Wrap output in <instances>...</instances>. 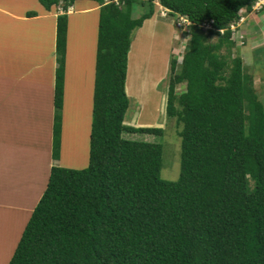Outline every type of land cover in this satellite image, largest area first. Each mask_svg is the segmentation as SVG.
Segmentation results:
<instances>
[{"label": "trees", "instance_id": "16d2710c", "mask_svg": "<svg viewBox=\"0 0 264 264\" xmlns=\"http://www.w3.org/2000/svg\"><path fill=\"white\" fill-rule=\"evenodd\" d=\"M75 1L38 0L47 11L60 10L56 108L63 104L68 9ZM156 2L190 21L182 58L170 55L168 66L166 116L182 126L176 180L160 175L161 143L123 135L163 132L124 123L133 32ZM256 2L91 0L99 7L88 166L50 167L7 264H264V98L245 88L252 80L231 29ZM60 129L57 114L53 159Z\"/></svg>", "mask_w": 264, "mask_h": 264}, {"label": "rangeland", "instance_id": "374dc122", "mask_svg": "<svg viewBox=\"0 0 264 264\" xmlns=\"http://www.w3.org/2000/svg\"><path fill=\"white\" fill-rule=\"evenodd\" d=\"M88 1L91 2L76 0L74 8L84 6L83 3ZM160 6L156 2L154 10L158 13L155 12L152 19L144 20L142 26L133 32L127 60L128 78L126 74L129 106L124 123L162 127L163 132L161 135L130 132L123 135L161 143L160 175L167 180H176L180 173L179 132L182 126L176 118L166 116L168 66L170 55L177 61L182 58L189 38V22L180 16H171L168 10ZM41 7L38 0H0V108L3 110V119L18 120L17 130L6 131L4 128L0 132L5 142L0 148V158L13 157L12 162L2 163L0 192L8 194L20 190L28 193L21 199L13 197L15 201L6 194H0V255L5 258V264L10 260L31 211L45 189L48 163H51L49 167L61 165L81 169L87 167L89 162L92 121L90 97L94 88L93 85L90 90L89 85V80L93 78L92 66L90 68V61H85L86 49L80 51L75 46L72 53H66L68 94L67 98L63 95L62 107L56 108L53 104L51 65L53 62L56 68L58 55L51 41L52 21L38 17L32 20V16L26 15L27 11L40 12ZM260 7H263L262 10ZM56 12H60L59 8ZM140 14L141 9L135 5L133 15L138 17ZM81 15L76 11L69 14L71 38L76 40L75 45L87 47L90 56V46L96 41L95 30H92L95 17L91 12L86 13L84 25L87 27L84 29L80 26ZM244 16L233 27L232 38L240 48L245 68L252 80V85L247 81L245 88L248 91L249 88H255L264 98V0H257ZM212 39H216V36ZM35 83L40 91L33 89ZM9 91H14L16 99L9 97L3 100ZM78 96L81 106L76 103L80 110L72 111L70 106ZM132 101L135 102V109ZM65 107L69 108L66 112ZM14 109H17V113L13 116L9 111ZM57 114L61 116V145L58 158L53 159L51 143L54 117ZM30 178L34 186L28 187L26 185L31 181Z\"/></svg>", "mask_w": 264, "mask_h": 264}, {"label": "crops", "instance_id": "0c3cea01", "mask_svg": "<svg viewBox=\"0 0 264 264\" xmlns=\"http://www.w3.org/2000/svg\"><path fill=\"white\" fill-rule=\"evenodd\" d=\"M74 5H75V2H74V4L72 5V6H70L69 7V9H68V13L70 14L71 12H78V13H80V14H82L80 17V19H79V21H81V24H80V26H81V28H86L87 27V25H84V22H86L85 21V15H86V13H88V12H91V13H93L94 14V11H96L97 10V8L99 7L97 4L95 5V4H92V3H90V1H88V2H86V3H83V5L84 6H78L77 7V9H75L74 8ZM262 6V5H261ZM161 7V6H160ZM263 8V7H262ZM262 8L260 7L259 9L260 10H262ZM260 10H258V11H260ZM57 10H56V7L54 8H52L50 11H47V10H45V9H43L42 7L40 8V12L38 11L37 12V15H35V16H32L31 18H32V20H33V17H38V18H49L51 21H52V24H51V41H52V45H53V47H55V17H56V15H57V13L58 12H56ZM155 12H157V10L155 11L154 10V13H153V15L151 16V17H154V15H155ZM158 13V12H157ZM25 17V16H24ZM94 23H93V27H92V30H95V35H96V19H97V16H95V14H94ZM147 18V19H145L146 21H148V20H150V19H152V18ZM245 18V17H244ZM95 25V26H94ZM71 33H72V25H71V17L69 18V24H68V37H67V43H66V48H67V50H66V53H72L73 52V49H74V47L75 46H78V49L80 50V51H82V50H84V49H86V58H85V61H87V63H89V61H90V68H91V66H92V70H91V76L94 78V60H95V42H94V45L93 46H90V47H92V52H91V54H90V56H89V53H88V50H87V47H80L77 43H76V45L74 44L75 43V41L73 40V38H71ZM95 41V40H94ZM78 43H80L81 44V42L80 41H78ZM77 49V50H78ZM54 50H55V48H54ZM76 50V51H77ZM67 61L68 60H66V65H65V86H64V95H66V98H67V94H68V89H67V76H68V64H67ZM85 64H86V62H85ZM51 66H53L52 67V70H53V75H51V77L53 78V86H52V88H53V90H54V69H55V65L53 64V62H52V65ZM128 68V67H127ZM77 69V68H76ZM91 79V81L89 80V85H90V90H91V88H92V86H93V82H94V79ZM127 78H128V73H127ZM80 83V82H79ZM76 88L78 89L79 88V86H76ZM32 89V88H31ZM34 90H37V91H40L39 89H38V87H36V83L34 84V88H33ZM126 90H127V82H126ZM5 95L7 96V97H5L3 100H8V98L9 97H12V99H16V97H14V91H9V92H7V93H5ZM65 99V98H64ZM73 104L71 105L70 103H68L69 105H71L70 107V109L72 110V111H75V110H80V106H81V99L79 98V96H78V99L77 98H74V100H73ZM76 102H78V104L80 105L79 107L77 106V103ZM67 104V105H68ZM90 105L92 106V94H91V97H90ZM90 106V107H91ZM78 107V108H77ZM68 107H65V111L64 112H66V111H68ZM13 116L14 115H16V113H17V109H14V110H11V111H9ZM3 110H2V108H0V132L4 129V128H6V131H8V130H10V131H13V130H17L18 129V126L16 125L17 124V122H18V120L16 119V118H13L12 120H8L7 118H4L3 119ZM63 123H64V121H63ZM21 126H22V122H21ZM64 126V125H63ZM65 128V127H64ZM62 137H63V141H64V136L62 135ZM52 144V143H51ZM2 145H5V142H4V136H3V134H1L0 133V148H1V146ZM0 155H1V153H0ZM5 161H10V162H12L13 161V157H8V156H5L4 158H0V177H1V174H2V172H1V166H2V163L3 162H5ZM49 164H51V163H48V165H47V167H46V170L48 169V170H50V167H49ZM48 174H49V171H48V173H47V178H46V182H47V179H48ZM31 179V178H30ZM24 180H29V179H24ZM24 180H23V184H24ZM26 186H28V187H31V186H34V183H33V181H32V179H31V181L29 180V183L26 185ZM31 189V188H30ZM28 191H30V190H28ZM8 194H6L5 192H0V194L1 195H3V194H6V195H8V196H10V197H12V201H15L14 199H13V197H15V198H22L23 196H26L28 193H27V191L26 192H22V191H20V190H18V192H12V193H9V192H7ZM39 200V199H38ZM37 200V201H38ZM35 202V201H34ZM35 204V203H34ZM1 205V204H0ZM36 205V204H35ZM33 210V209H32ZM32 212V211H31ZM31 215V214H30ZM19 241V240H18ZM18 243V242H17ZM1 262H3V264H5V258H2L1 257V255H0V264H1Z\"/></svg>", "mask_w": 264, "mask_h": 264}, {"label": "clouds", "instance_id": "9594fccd", "mask_svg": "<svg viewBox=\"0 0 264 264\" xmlns=\"http://www.w3.org/2000/svg\"><path fill=\"white\" fill-rule=\"evenodd\" d=\"M167 10V9H166ZM180 17H182V19H185V21H187V22H189L190 23V21L188 20V19H186L185 17H183V16H180ZM242 17H245V16H242ZM239 22V21H238ZM237 22V23H238ZM235 26V25H234ZM239 26V25H238ZM232 29V28H231Z\"/></svg>", "mask_w": 264, "mask_h": 264}, {"label": "built area", "instance_id": "2783aa9c", "mask_svg": "<svg viewBox=\"0 0 264 264\" xmlns=\"http://www.w3.org/2000/svg\"><path fill=\"white\" fill-rule=\"evenodd\" d=\"M243 19H244V17H241L240 20H239V22H240L241 20H243ZM183 20L185 21V19H183ZM233 27H234V25L231 26L232 29H233Z\"/></svg>", "mask_w": 264, "mask_h": 264}]
</instances>
